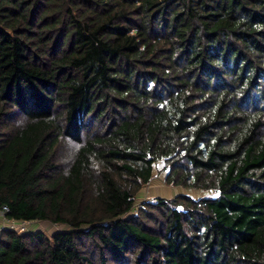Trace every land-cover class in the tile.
<instances>
[{"label":"trees","instance_id":"trees-1","mask_svg":"<svg viewBox=\"0 0 264 264\" xmlns=\"http://www.w3.org/2000/svg\"><path fill=\"white\" fill-rule=\"evenodd\" d=\"M2 206L66 230L0 264H264V0H0Z\"/></svg>","mask_w":264,"mask_h":264},{"label":"rangeland","instance_id":"rangeland-1","mask_svg":"<svg viewBox=\"0 0 264 264\" xmlns=\"http://www.w3.org/2000/svg\"><path fill=\"white\" fill-rule=\"evenodd\" d=\"M152 174L153 175L150 182L147 185H144L140 193L137 195L136 205H139L141 203L153 202L156 197L171 199L178 195H190L194 199H199L204 197L205 195H210L212 193H207V191L198 189L196 190L192 188L170 185L167 181V174L164 170L163 161H158L153 164ZM133 210L135 211V208ZM16 225H19V223H17ZM24 226L26 228L25 230L44 231L48 234L66 230L65 226L54 225L48 222H30L24 224Z\"/></svg>","mask_w":264,"mask_h":264},{"label":"built area","instance_id":"built-area-1","mask_svg":"<svg viewBox=\"0 0 264 264\" xmlns=\"http://www.w3.org/2000/svg\"><path fill=\"white\" fill-rule=\"evenodd\" d=\"M8 211L9 210L6 206L0 207V218H3L5 223H6L4 229H11V230L19 231V232H25L26 228H25L24 224H27V222H16L14 220L7 219L6 214L8 213ZM17 223H19V225H16ZM18 226H20V227H18Z\"/></svg>","mask_w":264,"mask_h":264},{"label":"crops","instance_id":"crops-1","mask_svg":"<svg viewBox=\"0 0 264 264\" xmlns=\"http://www.w3.org/2000/svg\"><path fill=\"white\" fill-rule=\"evenodd\" d=\"M157 198V197H156ZM158 198H161V197H158ZM5 221H4V219L3 218H0V231L2 230V229H4V227H5Z\"/></svg>","mask_w":264,"mask_h":264}]
</instances>
